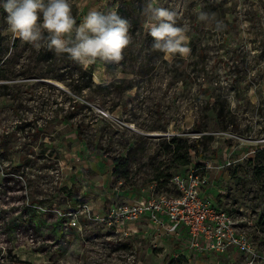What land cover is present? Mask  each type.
I'll use <instances>...</instances> for the list:
<instances>
[{
    "label": "rangeland",
    "instance_id": "obj_1",
    "mask_svg": "<svg viewBox=\"0 0 264 264\" xmlns=\"http://www.w3.org/2000/svg\"><path fill=\"white\" fill-rule=\"evenodd\" d=\"M149 2L177 13L189 55L152 49ZM69 3L77 26L116 9L132 43L119 64L85 68L14 38L0 6V264H227L114 215L155 184L175 195L185 169L264 264V0ZM172 138L189 166L174 163Z\"/></svg>",
    "mask_w": 264,
    "mask_h": 264
},
{
    "label": "clouds",
    "instance_id": "obj_2",
    "mask_svg": "<svg viewBox=\"0 0 264 264\" xmlns=\"http://www.w3.org/2000/svg\"><path fill=\"white\" fill-rule=\"evenodd\" d=\"M0 6L7 13L6 23L14 38L36 49L43 42L56 55L66 54L85 68L97 61L119 64L132 43L129 22L114 8L107 12L92 9L77 26L69 0H4ZM142 14L146 17L144 27L154 40V51L166 60L190 54L186 29L177 26L174 10L149 2ZM199 18L207 20L209 14L201 12ZM221 25L218 21L217 27Z\"/></svg>",
    "mask_w": 264,
    "mask_h": 264
},
{
    "label": "built area",
    "instance_id": "obj_3",
    "mask_svg": "<svg viewBox=\"0 0 264 264\" xmlns=\"http://www.w3.org/2000/svg\"><path fill=\"white\" fill-rule=\"evenodd\" d=\"M176 194H160L156 184L143 200L132 199L114 210L121 225L143 224L160 238L186 241L188 250L224 257L227 264H254L255 252L247 237L237 232L233 216L215 205L203 190L196 170L185 169L170 178ZM243 257L236 263L235 257Z\"/></svg>",
    "mask_w": 264,
    "mask_h": 264
},
{
    "label": "trees",
    "instance_id": "obj_4",
    "mask_svg": "<svg viewBox=\"0 0 264 264\" xmlns=\"http://www.w3.org/2000/svg\"><path fill=\"white\" fill-rule=\"evenodd\" d=\"M171 145L174 146V149L172 150V159L174 163L181 168L187 167L190 164V147L185 146H180V139L178 138H172L171 139ZM179 151L182 152V154L179 153ZM161 176H158L156 178V181L158 182L160 180ZM170 264H179V260L177 262H171Z\"/></svg>",
    "mask_w": 264,
    "mask_h": 264
}]
</instances>
